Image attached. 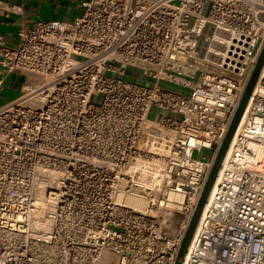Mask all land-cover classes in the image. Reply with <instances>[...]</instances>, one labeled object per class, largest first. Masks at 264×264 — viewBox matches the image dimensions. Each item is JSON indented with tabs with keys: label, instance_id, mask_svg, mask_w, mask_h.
Returning <instances> with one entry per match:
<instances>
[{
	"label": "built area",
	"instance_id": "built-area-1",
	"mask_svg": "<svg viewBox=\"0 0 264 264\" xmlns=\"http://www.w3.org/2000/svg\"><path fill=\"white\" fill-rule=\"evenodd\" d=\"M16 37L0 34V97L23 79L0 104V264H174L263 48L264 0H85ZM137 160L158 166L152 185ZM181 264H264V65Z\"/></svg>",
	"mask_w": 264,
	"mask_h": 264
},
{
	"label": "crops",
	"instance_id": "crops-1",
	"mask_svg": "<svg viewBox=\"0 0 264 264\" xmlns=\"http://www.w3.org/2000/svg\"><path fill=\"white\" fill-rule=\"evenodd\" d=\"M85 0H0L1 3L21 8L16 14L0 11V34L8 45L17 43L16 32L22 26H31L35 21H73L83 11Z\"/></svg>",
	"mask_w": 264,
	"mask_h": 264
},
{
	"label": "water",
	"instance_id": "water-1",
	"mask_svg": "<svg viewBox=\"0 0 264 264\" xmlns=\"http://www.w3.org/2000/svg\"><path fill=\"white\" fill-rule=\"evenodd\" d=\"M264 65V45H263V48L260 52V55L258 57V60H257V63L254 67V70L252 71V74L249 78V81L246 85V88L244 90V93L241 97V100L239 102V105L234 113V116L231 120V123L229 125V128L225 134V137L221 143V146L217 152V155L215 157V160H214V163H213V166H212V169L209 173V176L207 178V181L204 185V188L202 190V193L200 195V198L197 202V205L190 217V220H189V223L187 225V228H186V231H185V234H184V237H183V240L181 242V245H180V248L178 250V254H177V258H176V261L174 264H181V261H182V258L185 254V251L187 249V246L190 242V239L192 237V234L194 232V229L197 225V222L199 220V217L201 215V212H202V209H203V206L206 202V199H207V196H208V193L209 191L211 190L212 188V185L215 181V178H216V175H217V172L219 170V167H220V164L223 160V157L227 151V148L229 146V143L231 141V138L235 132V129L237 128L238 124H239V121L243 115V112L245 110V107H246V104L249 100V97L252 93V90L254 88V85L257 81V78L259 76V73L262 69Z\"/></svg>",
	"mask_w": 264,
	"mask_h": 264
},
{
	"label": "bare ground",
	"instance_id": "bare-ground-1",
	"mask_svg": "<svg viewBox=\"0 0 264 264\" xmlns=\"http://www.w3.org/2000/svg\"><path fill=\"white\" fill-rule=\"evenodd\" d=\"M153 147L158 150H168L169 143L167 140H154ZM144 160H137L132 167L131 173L134 175L135 172L140 171L138 176V183L143 184L144 186H150L156 179L158 174V166L157 165H145ZM159 185V183H157ZM170 198L174 197V194H169ZM118 202H122L125 205L134 208L136 210L145 211L146 209V201L143 200L139 196H118Z\"/></svg>",
	"mask_w": 264,
	"mask_h": 264
},
{
	"label": "rangeland",
	"instance_id": "rangeland-1",
	"mask_svg": "<svg viewBox=\"0 0 264 264\" xmlns=\"http://www.w3.org/2000/svg\"><path fill=\"white\" fill-rule=\"evenodd\" d=\"M136 72V71H134ZM137 74H140L139 72H137ZM126 81H130V82H136L138 79H137V76L136 77H128V78H124ZM23 82V79L21 78H16L14 80V83H15V87L14 88H10L8 86V83H6V88L5 90L2 92V95L0 97V104L8 101V100H11L13 99L16 95H17V89L21 83ZM9 87V88H8ZM155 113L154 111H151L150 115L148 116L150 119H152L154 117ZM209 152L208 151H204L202 153L203 156H208ZM148 213L149 214H155V209H153L152 211H149L148 210ZM158 214V213H157Z\"/></svg>",
	"mask_w": 264,
	"mask_h": 264
}]
</instances>
